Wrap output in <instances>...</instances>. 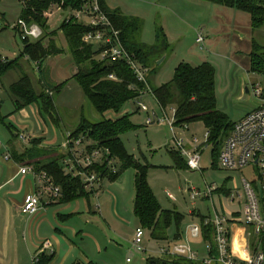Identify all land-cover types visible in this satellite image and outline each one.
Returning <instances> with one entry per match:
<instances>
[{"label":"rangeland","instance_id":"374dc122","mask_svg":"<svg viewBox=\"0 0 264 264\" xmlns=\"http://www.w3.org/2000/svg\"><path fill=\"white\" fill-rule=\"evenodd\" d=\"M105 2L115 10L119 9L123 16L136 18L143 22V27L136 36L146 47L156 49L154 52L148 51L147 53L146 78L149 82V93L130 102L120 113L108 112L105 117H101L82 93L78 100L81 109L77 110L74 107L78 101L73 102L69 97L71 94V96L75 94V91H71L70 86L72 85L75 89L77 83L72 81L68 86L67 82L64 90L56 96L62 129H76L82 111L86 118L93 123L103 119L118 120L126 113L130 114V121L140 128L128 131L121 136L124 147L139 164L149 168L148 182L155 197L164 210L177 212L183 217L181 227L185 231L191 225L200 224L201 217H209L213 212L212 204L209 201L193 203L186 193L189 188L195 187L203 191L207 185H214L219 189L226 187L228 190H234L237 187L243 194L242 180L256 182L259 179V172L256 167L252 169V166L234 172L224 171L220 168L219 163L218 167L213 169L212 147H208L201 153V171H193L185 166L176 165L172 157V152L179 153L180 151L176 139L183 141V146L188 148V146L193 147V138H197L200 141V145L197 147H200L206 142L207 130L203 123L186 125L188 129H185L186 126L181 127L182 129L180 127L172 129L170 124L174 126L173 108L168 107L164 110L155 99L151 88L156 89L170 83L174 77L175 69L182 63L193 67L209 63L215 69L218 109L227 115L232 123H238L248 112L260 106V101L252 94L247 93L246 87L250 86L251 82L264 87V74L254 75L249 70L251 54L255 52L256 46L260 47L257 54L264 61V25L254 28L248 13L203 0H105ZM21 10L22 5L19 0H0V26H2L0 27V55L8 56L11 61L17 56L20 57L24 46L20 35L12 28L20 17ZM61 21L59 13L54 14L51 21L52 27L60 26ZM201 33L205 38L203 49L197 44V38ZM56 44L58 47L62 46L61 39H57ZM67 57L73 62L70 55ZM47 60L42 64V71L45 81L50 84L49 86L55 87L71 77L70 72L74 65L63 61L60 56ZM37 71L35 68L34 70L17 68L4 78L3 85L6 88L27 75L33 80L36 91L40 92L42 90L36 83L37 79L40 80V71ZM0 98L2 99L0 120L4 118L6 125L17 127L19 132L29 139V142H24L18 137H14L0 122L1 158L6 153L4 147L6 145L8 147L10 142L12 145L27 143L29 144L27 146L31 148L30 142L34 139L29 135L30 128L22 129L20 117L23 116H11L15 106L9 93L0 90ZM139 104L145 105L149 114L138 110ZM33 110H36L35 106L27 109L30 116ZM154 115L157 116L158 121L153 125H147L148 117L153 118ZM47 121L49 123V119ZM49 126L53 127V125ZM53 128L56 131L55 127ZM61 145L57 144L52 150L38 146L36 154L45 153L44 156L47 157V159L37 157L38 161L48 163L62 155V152H66V150ZM183 162H187L184 156ZM117 163L120 170L121 161L117 159ZM136 173L137 171L133 168L127 169L118 178L119 180L125 176V182L122 180L116 186L111 185L107 179L103 180V186L99 192L103 191L105 195L103 198L95 199L93 203L95 215L86 214L85 200L61 205L62 209L57 212L67 215L79 207L81 209L80 216L70 218L68 223L58 220L56 223L82 225L87 224L88 221V224H92V231L98 226L96 227L99 235L97 237L103 252H96V254H102L101 259L107 260V264L114 263V261L117 264H146L148 256H160L161 248L165 247L163 243L151 240L146 232L142 245L143 251L137 250L134 246L135 232L137 228H140L134 212ZM166 191H169L173 199L167 196ZM218 200L215 196L216 204ZM237 202L238 200L233 204L226 203V209L233 212L238 211L240 208ZM242 206L243 204L241 208ZM193 211L195 213L191 215ZM39 214L35 216L22 214L20 217L15 214L17 224H21L22 228L20 232L22 246L21 249L19 248L18 260L11 263L33 264L28 252L31 242L22 238L25 235V227L29 224H37V221L34 220ZM111 224H117L119 236ZM228 227L231 231L230 250L233 257L242 261L250 259L259 246V239L256 237L254 229L243 223L228 224ZM27 231L32 233L31 227L30 229L26 228ZM86 242L92 244L91 241ZM190 242L195 250L200 251L199 256L206 258L205 250L210 243L205 244L202 240L194 242L191 240ZM101 259L96 258V261H102ZM128 259L130 263H127Z\"/></svg>","mask_w":264,"mask_h":264},{"label":"trees","instance_id":"16d2710c","mask_svg":"<svg viewBox=\"0 0 264 264\" xmlns=\"http://www.w3.org/2000/svg\"><path fill=\"white\" fill-rule=\"evenodd\" d=\"M99 1L112 25L120 32V38L125 49L130 54L135 55L137 60L147 68V53L148 51L154 52L156 49L146 47L136 36L137 32L141 31L143 22L136 18L123 16L119 10L111 12L106 7L104 0ZM203 1L236 8L248 13L251 16L254 28L264 25V0ZM82 4L83 0H27L25 4H21L20 18L28 24L39 25L43 30V36L36 41L32 39L23 41L22 53L15 60L3 59L0 55V86L3 77L19 68L21 60L25 57H28L27 59L31 63L38 65L40 71L45 60L51 57L70 55L77 67L72 79L78 83L85 99L101 117H105L108 112L118 114L130 102L140 98L142 92L146 91L148 86L138 82L136 76L124 61L99 62L96 58L98 55L96 48L86 46L82 42V35L91 30L89 27L77 22L73 17V13L79 10ZM57 13L61 16L62 23L60 26L53 28L51 21L54 14ZM64 15L66 17H63ZM16 32L20 35L19 30H16ZM57 39H61L62 46H57ZM258 50H260V47L256 46L255 52L251 54L250 58L249 70L254 75L264 74V61L257 54ZM110 75H114L116 80H109ZM45 85L43 91L37 92L32 79L25 75L10 86L9 94L14 99L16 112L38 104L41 112L56 127H60V118L54 96L60 93L65 83L55 87L49 86L50 84H47V82ZM151 91L163 109L168 107L176 109L175 127L203 123L207 132H209L204 148L212 147V168L216 169L224 139L231 133L236 123H232L228 116L218 109L214 67L209 63L196 67L182 63L175 69L174 77L170 83L156 89L151 88ZM130 117V114H126L118 120L103 119L100 122L93 123L83 115L73 135L76 137L85 136L88 140L96 142L100 146H105L110 150L113 157L121 161V168L117 175L106 176L105 174L111 182L117 181L122 173L129 168L137 171L134 212L139 227L148 234L151 240L163 243L164 246L182 243L186 236V230L183 231L181 227L183 217L177 212L164 210L161 207L148 182L149 168L139 164L124 147L121 136L128 131L140 128L130 121ZM0 122L7 127L14 137H18L19 133L13 125H6L4 118ZM31 143L34 146L37 145V141ZM33 152H35L34 149ZM179 153L172 152L176 165L188 168L187 162H183V156ZM37 157L41 156L31 154V159ZM64 158L65 155L62 154L47 164L35 161L31 165L36 173H43L51 178L54 185L61 189V195L56 199L58 200L57 205L73 203L82 198L90 200L93 192L85 189L80 178H74L66 172L62 165ZM217 193L225 197L230 195V191L226 187L220 188ZM59 218L70 219L72 215L59 216ZM204 219L205 217H201V222ZM211 233V229L204 230L199 240H202L205 244L210 243V245L215 246ZM189 243L191 245V242ZM196 251L200 254L198 249ZM52 260V256L49 258L43 256L37 264H50ZM145 263L203 264L202 262L172 256H148Z\"/></svg>","mask_w":264,"mask_h":264},{"label":"built area","instance_id":"2783aa9c","mask_svg":"<svg viewBox=\"0 0 264 264\" xmlns=\"http://www.w3.org/2000/svg\"><path fill=\"white\" fill-rule=\"evenodd\" d=\"M19 1L21 4H25L27 0ZM73 17L77 22L91 29L82 35L81 40L86 46L96 48L98 51L97 60L113 63L124 61L136 76L138 82L148 86V89L142 92L141 97L149 93L146 68L137 60L135 55L130 54L125 49L120 38V32L115 29L108 15L101 8L100 1L83 0L81 8L73 13ZM12 28L20 31L22 41L27 39L36 41L43 36V30L39 25L28 24L22 18H19ZM204 42L205 38L201 33L197 38V44L202 49ZM108 79L116 80V77L110 75ZM246 92L257 98L260 101V106L248 112L235 124L231 133L224 139L219 156V166L222 170L230 172L251 166L252 169L256 167L259 172L258 181L242 180L241 189L243 194H241L239 188L235 187L234 190H229L230 195L228 197L218 194L219 188L214 185H207L203 191L195 187L189 188L186 193L193 203L209 201L212 204V215L205 217L198 225L189 226L186 229V236L182 243L161 248L160 256L186 258L203 264H264V87L261 84L251 82L250 86L246 87ZM139 110L149 114L148 108L143 104H139ZM173 112L175 123L176 109L173 108ZM166 119L169 122L167 117ZM157 121L158 118L154 115L153 118L149 116L146 123L147 125H153ZM170 126L172 129L175 127L172 124ZM185 129H188L187 126ZM208 137L209 132L205 135L206 142ZM18 138L24 142L29 141L24 134H19ZM176 144L180 150L179 152L186 158L188 168L193 171H201V153L204 144L197 147L200 145L197 138H193L195 148H185L183 146L184 142L177 139ZM62 147L67 153L62 161L66 172L74 178H80L85 189L93 192L94 195L98 194L103 180L107 179V175H117L119 173L117 158L113 157L110 150L88 140L85 136L76 137L69 133ZM9 158V156L6 157V160ZM33 171L31 168H21L20 173L26 175ZM37 177L45 185L46 191L49 192L52 199L60 197L61 189L55 186L49 177L45 175H38ZM215 196L219 199L217 204L215 203ZM41 198L42 193L39 190L29 193L24 198L21 208L22 214L28 216L38 214L42 209ZM237 200L240 208L238 211L233 212L226 209V203L233 204ZM193 213L195 212L193 211L191 215ZM232 223H243L253 228L256 237L259 239L258 249L248 260H238L232 255L230 250L231 231L228 227V224ZM208 229L212 230L211 235L215 246H207V256L201 258L189 242L201 239L202 232ZM144 238L145 231L142 228H137L133 243L139 251L143 250ZM42 247L44 249L49 248V244H43ZM38 261V258H34L33 264H37ZM127 263H130L129 259Z\"/></svg>","mask_w":264,"mask_h":264},{"label":"crops","instance_id":"0c3cea01","mask_svg":"<svg viewBox=\"0 0 264 264\" xmlns=\"http://www.w3.org/2000/svg\"><path fill=\"white\" fill-rule=\"evenodd\" d=\"M105 5L109 11L111 12L117 11L115 10V8H112L111 6H109L106 2H105ZM19 18L20 17H18V19ZM13 31L16 32V30H13ZM17 57L15 59H17ZM52 58L54 57H51L49 59H52ZM60 58H62L63 61H68L69 64L74 65V62H71V60L67 57V55H62L60 56ZM3 59L9 60L8 56L3 57ZM20 64L21 66L19 67V69H22V70H30V69L34 70V68L36 69V71L39 70L38 65H36L35 63H31V61L28 60L26 57L21 60ZM76 71H77V67L74 65L73 70L70 72L71 77L67 79L66 82H61L60 84H58L59 86L65 83L60 93L66 87L67 82L69 86L72 83V81H75L72 79V77L74 76ZM6 76L3 77L2 79L3 81ZM39 76H40V80L37 79L36 83H38V86H40L41 90L43 91L45 88L44 86H46L45 85L46 81L43 77L42 66L40 69ZM3 81H2L3 87H0L1 92L4 91L5 93H10L9 88L11 85L5 88L3 85ZM47 84L49 83L47 82ZM70 88H71V91L73 92L75 91V94L73 96H71L72 95L71 94L69 97L72 99L73 102H77L79 98H81L80 94L81 93L83 94V92L80 86L78 85V83L75 86V89H73L72 85L70 86ZM58 94H55L54 96L55 105H56V96ZM1 102H2V99L0 98V103ZM13 102H14V99H13ZM79 104L80 103L78 101L75 105L73 103L72 106L74 105V107L77 110L78 109L80 110L81 107H79ZM33 106H35L36 110H33L32 115L30 116L29 113L27 112V109ZM56 109L58 111L57 105H56ZM14 115L23 116V117H20L22 129L30 128L29 135L33 137L34 140L32 141H37V145L34 146L31 143L32 142L31 140H30L31 141L30 144H32L31 148L27 146L29 145L27 143L22 142L23 144H20V145L18 143L16 144L14 143L12 145V143L10 142L11 144L9 143L8 147L7 145L4 147V149L6 150V153L5 154L3 153L4 154L2 155L3 157L0 158V264H13L11 263L12 261L18 260L19 248L21 249V246H22L21 245L22 242L20 240L21 238L20 232L22 228H21V224H17V217H15V214H17V216L19 217L22 216L21 208L23 205L24 198L29 193H32L38 190L42 193V198H41L42 199V209L39 212L40 214L38 215V217H36L34 220V221H37V224H29L27 227H25V230H24L25 235L22 238L25 241L27 240V242L28 240L31 242V247L30 248L28 247V252L30 254L32 263H33L34 258H38V260H40L43 256L48 257V258L52 256L53 260L51 261L50 264H89V263L107 264V260L101 259L102 254H98L99 256L96 254V252H101V253L103 252L102 248L100 247V243L98 242V237H97L99 236L98 231L96 230V227L98 226H96L95 229L92 231L91 229L92 224H88V221H87V224H82V225L57 224L56 220L63 222V223H68V220H69V219H60L59 216H71L72 215L73 218L78 217L81 215V209H79V207H76V208L74 207L75 209L73 210V213L67 214V215H62L60 213H57L60 211L59 209H62V207H60L61 205H57L58 200L51 198L49 192L46 191L45 185L40 181L39 177H37L38 175L41 176L44 174L36 173L33 166L31 165L35 161H38L37 158L31 159L32 153L37 155L36 149L38 148V146L39 148L52 150L55 146H57V144L60 143L62 144L61 145L62 147L66 140L67 134L69 133L73 134L76 129L74 130L62 129V124H61L62 120L59 115V112H58V115L60 118V127H56L50 121V119L41 112L40 106L38 104L31 105L21 110L20 112H16V109H14L13 115L11 116H14ZM83 115L85 116V114L82 111L80 114V121ZM36 118H37V121H36ZM48 119H49V123L47 121ZM49 125H53L56 131L54 130L52 126L50 127ZM15 129L17 130V132L20 131L17 127H15ZM25 142H29V141H25ZM189 148H192V146L191 147L188 146V149ZM33 149L35 152H33ZM205 149L207 148H204L203 150ZM44 154L45 153L40 154L39 156L41 157H38V158L47 159V157L44 156ZM62 154H64L65 156L67 155L65 151H63ZM8 156L10 158L6 160V157ZM43 164H47V163H43ZM21 168H31L34 171L29 172L26 175H22L20 173ZM124 177L125 176H122L119 180L115 182H111L109 179L107 180H109L111 185L116 186L118 185V183H121L122 180L125 182ZM102 186H103V182H102ZM99 191H98V194L95 196L93 195L92 199L90 200H88L87 198L80 199V200L86 201V205H87L86 214L88 215L96 214L95 206H93V203L95 199L103 198V196L105 195L103 194V191L102 192H99ZM165 193L170 199H173L169 191H166ZM80 200H77V201H80ZM57 207H60V208H57ZM51 210H53L52 213H50ZM54 221H55V224H54ZM111 225L112 227H114L115 233L119 236V231L116 228L117 224H111ZM30 227L32 229V233L28 231L26 232V228L30 229ZM94 232H96L97 234ZM26 236H28V239H26ZM86 241H91L95 250L93 249L92 244H89ZM46 243L49 244V248L44 249L42 246L43 244H46ZM88 245L90 246L89 248L87 247ZM96 258H99L102 261H96ZM111 264H117V263L116 261H114V263L112 262Z\"/></svg>","mask_w":264,"mask_h":264}]
</instances>
